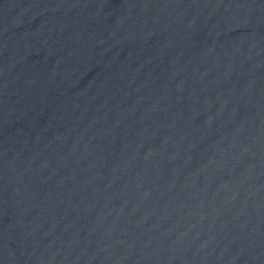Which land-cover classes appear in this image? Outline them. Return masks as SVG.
I'll use <instances>...</instances> for the list:
<instances>
[{
  "label": "water",
  "instance_id": "water-1",
  "mask_svg": "<svg viewBox=\"0 0 264 264\" xmlns=\"http://www.w3.org/2000/svg\"><path fill=\"white\" fill-rule=\"evenodd\" d=\"M0 264H264V0H0Z\"/></svg>",
  "mask_w": 264,
  "mask_h": 264
}]
</instances>
